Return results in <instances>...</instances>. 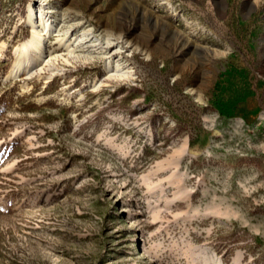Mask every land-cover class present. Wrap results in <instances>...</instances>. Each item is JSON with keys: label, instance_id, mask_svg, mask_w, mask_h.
Instances as JSON below:
<instances>
[{"label": "rangeland", "instance_id": "rangeland-1", "mask_svg": "<svg viewBox=\"0 0 264 264\" xmlns=\"http://www.w3.org/2000/svg\"><path fill=\"white\" fill-rule=\"evenodd\" d=\"M0 53V264H264V0H0Z\"/></svg>", "mask_w": 264, "mask_h": 264}, {"label": "bare ground", "instance_id": "bare-ground-1", "mask_svg": "<svg viewBox=\"0 0 264 264\" xmlns=\"http://www.w3.org/2000/svg\"><path fill=\"white\" fill-rule=\"evenodd\" d=\"M29 11V23H31L35 21V18H37V11L34 7H31ZM50 25L51 23L46 20L44 13H40L39 24L33 25L31 36L27 39V41H25L15 50V52L17 53V60L14 67L10 71V75L12 77H18L22 72H25V74H29L31 72L30 75H32V70L35 66L43 65L47 57V53L44 46V34H42L39 29L43 26L45 32L47 33L51 30ZM62 41H65V39ZM0 57H2L1 53Z\"/></svg>", "mask_w": 264, "mask_h": 264}]
</instances>
